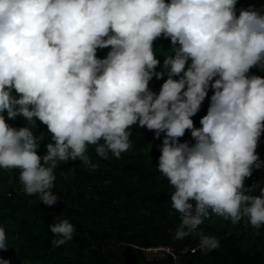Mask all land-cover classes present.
Instances as JSON below:
<instances>
[{"label":"clouds","instance_id":"obj_1","mask_svg":"<svg viewBox=\"0 0 264 264\" xmlns=\"http://www.w3.org/2000/svg\"><path fill=\"white\" fill-rule=\"evenodd\" d=\"M236 4L0 0V169H18L24 191L53 206L58 163L79 159L94 171L89 147L119 159L133 147L130 129L138 125L156 138L164 134L156 166L180 214L176 239L195 233L208 209L233 224L247 218L259 229L264 186L244 181L264 167L256 152L264 133V77L248 75L255 66L264 69V7L237 15ZM161 37L170 39L172 54L156 71L154 42ZM104 48L111 50L100 59L97 50ZM165 74L154 93L149 82ZM210 87L214 94L196 128L192 117ZM5 112L32 127L10 126ZM37 120L49 135L34 134ZM186 130L194 144L180 142ZM50 231L59 247L72 240L74 225L63 219ZM198 235L202 252L220 247L216 237ZM7 241L0 227V250Z\"/></svg>","mask_w":264,"mask_h":264},{"label":"trees","instance_id":"obj_2","mask_svg":"<svg viewBox=\"0 0 264 264\" xmlns=\"http://www.w3.org/2000/svg\"><path fill=\"white\" fill-rule=\"evenodd\" d=\"M249 6L264 7V0H237V15ZM154 49L160 61L156 71H162L165 56L172 54L170 39H157ZM110 50L98 49L97 57L106 58ZM248 75L264 77V69L251 68ZM167 79V74L159 80L153 77L150 90L158 94ZM213 94L210 87L200 111L192 117L196 128L202 127L200 120L207 114ZM4 115L12 127L27 125L23 117L11 120L6 112ZM36 123L34 134L49 135L46 125L39 120ZM130 131L133 147L119 159L111 154L104 159L89 147L87 154L97 165L94 171L79 159L58 163L52 191L59 199L53 206L24 191L18 169H0V227L8 236V253L0 252V259L9 264H264V225L257 229L247 223V218L233 224L208 209L195 233L176 239L180 214L172 208L169 182L156 166L164 134L156 138L153 131L138 125ZM179 140L195 143L190 130ZM256 152L264 161V133ZM38 154H44L43 146ZM254 183L264 186V167L254 168L244 181L245 187ZM63 219L74 225L73 238L56 247L52 241L57 237L50 225ZM198 233L216 237L220 247L210 252L199 248L184 252L187 246H198ZM162 244L171 245L178 257L174 259L167 252L161 259L149 260L144 248Z\"/></svg>","mask_w":264,"mask_h":264},{"label":"built area","instance_id":"obj_3","mask_svg":"<svg viewBox=\"0 0 264 264\" xmlns=\"http://www.w3.org/2000/svg\"><path fill=\"white\" fill-rule=\"evenodd\" d=\"M198 246H187L184 249V252L196 250ZM171 253L174 259L178 257L177 254H175L174 249L171 245H153V246H148L144 248V253L148 257L149 260L151 259H161L163 258L165 253Z\"/></svg>","mask_w":264,"mask_h":264},{"label":"rangeland","instance_id":"obj_4","mask_svg":"<svg viewBox=\"0 0 264 264\" xmlns=\"http://www.w3.org/2000/svg\"><path fill=\"white\" fill-rule=\"evenodd\" d=\"M258 66H255V67H253V68H257ZM65 244H67V242L65 243ZM0 252L2 253V254H7L8 253V251H6V250H0ZM22 264H26V262H23Z\"/></svg>","mask_w":264,"mask_h":264}]
</instances>
